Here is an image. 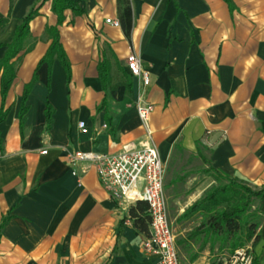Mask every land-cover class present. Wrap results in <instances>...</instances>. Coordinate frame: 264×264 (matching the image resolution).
<instances>
[{
    "label": "crops",
    "instance_id": "crops-1",
    "mask_svg": "<svg viewBox=\"0 0 264 264\" xmlns=\"http://www.w3.org/2000/svg\"><path fill=\"white\" fill-rule=\"evenodd\" d=\"M129 1L128 36L121 23L107 21L120 22L118 0H78L84 12L67 9L59 25L52 0H0V19L8 18L0 59L16 28L42 3L13 59L16 77L0 121V224L8 219L0 232V264L156 263L158 256L143 249L149 233L110 197L96 167L82 172L83 164L67 156L118 153L126 143L144 141L140 97L154 105L152 143L165 169L180 149L205 159L204 174L211 169L264 189V0H231L233 7L226 0ZM55 26L69 75L56 54L42 62L53 41L48 28ZM130 53L142 58L149 85L129 72ZM103 61L114 85L107 90ZM199 177L192 169L177 179L166 172V199L181 208L170 221L180 264L214 262L209 241L217 236L199 228L207 221L188 225L194 215L182 217L216 186L215 178L208 189L206 182L198 186L206 175ZM253 208L260 219L251 248L264 264V199Z\"/></svg>",
    "mask_w": 264,
    "mask_h": 264
},
{
    "label": "built area",
    "instance_id": "built-area-1",
    "mask_svg": "<svg viewBox=\"0 0 264 264\" xmlns=\"http://www.w3.org/2000/svg\"><path fill=\"white\" fill-rule=\"evenodd\" d=\"M107 21L120 26L118 20ZM126 64L133 76L143 85H149L150 73L144 68L139 55L130 53ZM137 110L146 129L144 141L126 143L118 153L75 151L69 152L67 156L72 164H83L82 172L94 165L102 186L123 208L128 209L139 201L147 202L150 232L143 242L144 251L158 256L155 264H180L176 235L168 215L165 164L157 147L152 143L150 117L154 105L143 102L140 97ZM79 127L83 132L88 131L85 121H80ZM46 152V149L42 150V153ZM74 174L77 172L74 171ZM223 264H255V256L249 246H243L234 250Z\"/></svg>",
    "mask_w": 264,
    "mask_h": 264
},
{
    "label": "trees",
    "instance_id": "trees-1",
    "mask_svg": "<svg viewBox=\"0 0 264 264\" xmlns=\"http://www.w3.org/2000/svg\"><path fill=\"white\" fill-rule=\"evenodd\" d=\"M44 1V0H43ZM230 3L231 0H226ZM42 4V3H40ZM35 6L30 13L23 19L22 23L16 28L12 41L7 44V50L3 58L0 59V81H1V95L3 98V105L0 109V121L6 115L4 108L7 93L16 77V66L13 59L19 54L24 45V40L29 34V24L37 15L39 6ZM120 23L122 24L125 33L129 36L132 29V7L129 0H118ZM72 10L75 13H83L84 10L79 6L78 0H52V10L58 17V25L61 24L65 18V11ZM8 18L0 19V33L6 27ZM50 36L53 38L52 44L44 57L45 60L51 61L56 54L61 59L68 75L69 62L65 51L59 40L57 26L48 28ZM100 75L103 82L104 89L113 88L111 84L110 66L103 61L100 65ZM36 80L34 76L32 82L26 87L23 95L25 100L29 89ZM23 113V112H22ZM51 110L48 106L46 115L48 122L51 121ZM264 130V126H263ZM205 162V159H204ZM206 173H210L211 169H205ZM218 185L212 188L202 199L195 202L188 208L182 217H191L198 212L209 213L207 222L199 228L205 227V233L216 234L217 238L223 243L235 237L237 239L231 243L232 252L237 248L243 247L246 241H253L256 243L259 236L256 234V229L259 225L258 209L251 211V208L256 199H264V189L254 190L246 182L238 178H231L229 176L220 174L215 171ZM226 204L225 207H221ZM131 218H133L134 226L141 232L149 233L150 216L148 213V204L145 201H139L129 209ZM7 218L3 219L0 224V232L7 222ZM246 234V239L240 238L241 234ZM255 264H258L255 260Z\"/></svg>",
    "mask_w": 264,
    "mask_h": 264
},
{
    "label": "rangeland",
    "instance_id": "rangeland-1",
    "mask_svg": "<svg viewBox=\"0 0 264 264\" xmlns=\"http://www.w3.org/2000/svg\"><path fill=\"white\" fill-rule=\"evenodd\" d=\"M203 153H204V155L208 156V152L204 149H203ZM204 167H205L204 160H202L201 156H199V157L194 156V155H192L188 152H185L183 150L175 149L174 156L172 157L169 165L166 166V172L167 171H168V173L170 172L171 177L177 179L178 177H180V175L182 173H184V171H186L187 169H192L193 172L200 174L199 179L204 177V175H206V177L201 180V182H200V184H198V186L199 185L201 186V184L206 182V185L204 187H205V189H208L211 186L213 179L214 178L216 179V176L213 172H210L209 174H204L203 170H202ZM198 181H200V180H198ZM217 185H218V181L216 180V186ZM195 188H197V186H195L193 189H195ZM184 194H187V193L182 191V195H184ZM181 205H182V203H181ZM225 206H226V204H223L221 207H225ZM167 208L169 211L170 221L174 217H176L181 210V208L177 207L175 205V203L171 199L169 200L168 198H167ZM253 210H255V209L252 206L251 211H253ZM208 215H209V213H207V212H200V213L194 215L191 219H189L190 221H188L187 224L189 225L192 221H195V225H196V223H199V222L203 223V222L207 221ZM187 224L185 223V225H187ZM172 226H173V224H172ZM240 238H242L243 240L246 239L245 232L241 234ZM236 239H237V237L223 243L218 238H216V239L211 238V240L209 242H210V247H211V254L214 255L213 264L222 263L227 258V256L232 252L231 243L234 242ZM196 244H199V242H197ZM252 244H253L252 240L246 241L244 246H249L251 248Z\"/></svg>",
    "mask_w": 264,
    "mask_h": 264
}]
</instances>
